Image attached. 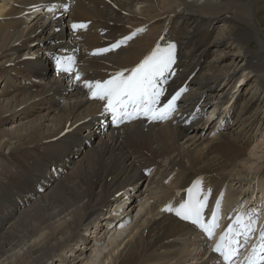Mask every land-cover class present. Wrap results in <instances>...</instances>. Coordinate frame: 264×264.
Listing matches in <instances>:
<instances>
[{
	"label": "bare ground",
	"instance_id": "obj_1",
	"mask_svg": "<svg viewBox=\"0 0 264 264\" xmlns=\"http://www.w3.org/2000/svg\"><path fill=\"white\" fill-rule=\"evenodd\" d=\"M67 1L61 33L52 17L66 0H0V264H218L176 215L177 189L200 175V187L226 194L223 218L237 198L257 218L250 211L259 209L254 194L264 193V0ZM145 25L118 53L90 55ZM163 32L179 59L175 86L197 69L181 120L120 129L98 121L107 101L84 82L130 74L127 66ZM252 39L259 50L247 49ZM254 227L259 237L264 223Z\"/></svg>",
	"mask_w": 264,
	"mask_h": 264
},
{
	"label": "snow or ice",
	"instance_id": "obj_2",
	"mask_svg": "<svg viewBox=\"0 0 264 264\" xmlns=\"http://www.w3.org/2000/svg\"><path fill=\"white\" fill-rule=\"evenodd\" d=\"M72 27L84 28L85 24H73ZM140 31V30H138ZM135 35V33H133ZM132 36L124 37L122 41H118L111 45L109 49H98L97 52H106L115 48H119L120 44L130 40ZM174 45H169L166 49L157 48L149 56H146L130 74L125 75L123 71L117 72L110 79L104 81H85L84 86L91 89V96L94 99L106 100L105 109L110 112H118L121 107H126L131 102H143L145 104L144 114L153 120H162L168 117V114L175 109L176 101L179 99L181 92H177L162 107H157L160 103V97L163 90L158 87L157 77H160L174 62ZM71 63L72 58H69ZM57 64H62L57 61ZM63 71L71 72V66L63 67ZM76 79H80L79 73H76ZM190 199L181 203L175 209L176 215L184 220H190L193 224L198 225L207 236L213 235V230L218 226L217 213L212 212V221L205 222L204 209L207 205V195L200 198V193L192 194L189 189ZM210 191V190H209ZM167 211H173L171 206L166 208ZM239 225L242 231H237L235 226ZM255 221L245 223L243 216H237L236 220L229 225L226 232L221 235L220 241L214 247V251L220 252L225 261H231L234 256L239 254V241L235 238L241 234L247 236L254 228ZM261 240L260 250L264 252V227L259 233ZM233 245H239L234 247ZM246 264H264V255L257 253L253 249V255L247 258Z\"/></svg>",
	"mask_w": 264,
	"mask_h": 264
},
{
	"label": "rangeland",
	"instance_id": "obj_3",
	"mask_svg": "<svg viewBox=\"0 0 264 264\" xmlns=\"http://www.w3.org/2000/svg\"><path fill=\"white\" fill-rule=\"evenodd\" d=\"M260 26H262V29H263V32H264V13L261 11L260 12ZM263 36H264V34H263ZM246 47H247V49H250V50H259L258 48V44L252 39V41H248V43L246 44ZM196 67V66H195ZM195 67H193V69L192 70H194L195 69ZM260 73V72H259ZM259 73H257L258 75H259ZM216 100V99H215ZM185 102V101H184ZM217 104V100L215 101V102H212V100H211V102L209 103V106L207 107V108H205V114L203 115L204 117H206V119L208 118V112H207V110H209V112H210V110H211V107H212V104ZM202 115V114H201ZM202 117V116H201ZM258 128L259 129H262L263 131L262 132H264V124H261V125H259L258 126ZM261 152H259V154H260ZM264 165V160H261L260 161V165H258L257 166V168L260 170V171H258V174H260L261 173V170H263L262 171V173L261 174H264V167H262ZM251 167H253V165L251 166ZM256 168V169H257ZM258 174H257V176L255 177V178H257L258 177ZM144 185H142V187H143ZM20 194H21V192H19ZM125 196L126 195H124V194H120L119 195V202H121V204H124L123 203V200H124V198H125ZM127 197V196H126ZM125 200H126V203H127V199L125 198ZM107 208H109V209H112L113 207H111V206H107ZM138 209V207L137 208H135V211ZM131 211V210H130ZM135 211L133 212V213H135ZM119 224V223H118ZM116 227H118V225L116 224ZM97 232V231H96ZM111 233L109 232L108 233V235L107 236H109ZM94 237V236H93ZM65 254H66V256L65 257H67L68 258V252H65ZM65 254H63V256L65 255ZM203 258V257H202ZM60 263H62L61 261L60 262H58V264H60Z\"/></svg>",
	"mask_w": 264,
	"mask_h": 264
}]
</instances>
